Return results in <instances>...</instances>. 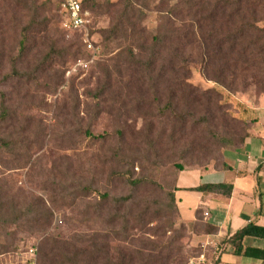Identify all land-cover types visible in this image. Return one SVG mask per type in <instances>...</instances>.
<instances>
[{"label":"rangeland","instance_id":"374dc122","mask_svg":"<svg viewBox=\"0 0 264 264\" xmlns=\"http://www.w3.org/2000/svg\"><path fill=\"white\" fill-rule=\"evenodd\" d=\"M229 1L212 24L179 0H131L110 38L126 0H97L85 30L65 28L52 0L32 1L46 25L31 0H0V264L204 253L202 230L178 219L176 174L220 160L242 129L239 99L264 93V0ZM150 47L152 69L132 66L128 54Z\"/></svg>","mask_w":264,"mask_h":264},{"label":"crops","instance_id":"0c3cea01","mask_svg":"<svg viewBox=\"0 0 264 264\" xmlns=\"http://www.w3.org/2000/svg\"><path fill=\"white\" fill-rule=\"evenodd\" d=\"M239 102L237 114L247 125V136L242 145L222 150L226 167L183 168L174 183L173 200L180 222L206 223L214 228L197 238L213 264H264L237 253L227 242L248 224L264 227V93L242 97ZM204 185L224 186L196 190ZM242 246L264 250V239L245 237Z\"/></svg>","mask_w":264,"mask_h":264},{"label":"trees","instance_id":"16d2710c","mask_svg":"<svg viewBox=\"0 0 264 264\" xmlns=\"http://www.w3.org/2000/svg\"><path fill=\"white\" fill-rule=\"evenodd\" d=\"M33 0H31V4H32V11H33V16H36L38 18H41L39 25H43V24H47L48 19L46 17H44L43 15V8L44 6H35L32 2ZM57 7L60 10L59 4L52 0ZM127 4L124 7L123 11L120 12V16L118 17V22L114 25V28L110 29L108 31V35L110 38H117L119 36L124 35L123 33H125L126 31L122 29V23L123 21L127 22L128 21V15L127 12L129 11V4H131V0H126ZM97 5L98 2L97 0H83L82 2V7L83 9H87L88 11H93L97 9ZM232 5V2H230L229 0H179L178 2V6H176V11L178 12H182L185 16H188L189 13L192 12V9L198 8V9H203V10H207V17H205V19L213 22L212 24H214L217 20L222 19L225 16V10L230 7ZM101 6V5H98ZM21 48L23 49L24 45H25V36L23 37V39L20 42ZM154 45H158V42ZM262 50H264V43L262 46ZM141 53H146L147 55L145 57H143V55ZM128 57L130 59H132L133 63L132 66H139L142 67L144 70H151L153 65H154V61L156 60V55H155V51L153 49V47H150V49H146L143 48L140 53H130L128 54ZM222 85H224V87H226L229 91L234 90L232 84H228L226 82H221ZM5 112V111H4ZM4 112L2 110L1 116L0 118L4 117ZM231 122L234 123H238V125L242 128L239 132L238 131H233L230 132L228 135V138H223L222 140V146H221V153H220V160L218 161H214L213 163V167L214 168H218V167H222L225 168L226 165L225 163L222 161V150L224 148H228V147H233L236 148L240 145H242V143L244 142V139L247 136V125L244 121H242L241 119L237 118H231ZM101 136H94V138H100ZM206 168V167H205ZM183 168H179V170H182ZM141 183V181H131L130 185L132 187H136ZM224 185H204L201 187L196 188V190L198 191H202V190H215V189H221ZM230 187H228L229 189ZM89 191V189H88ZM229 191V190H228ZM103 198H107V194L101 195ZM128 200L126 199H121L120 201H125ZM193 227H198L202 230V232L208 233V232H212L214 230L213 226L206 224V223H199V222H195L192 224ZM245 237H255V238H260V239H264V227H259L253 224H248L245 227H243L242 229H240L239 231H237L233 236H231L227 242H229L231 245H233L234 247H236L237 253L242 254L243 256H248V257H254L257 258L259 260L264 261V250L263 249H257V248H243L242 246V240ZM52 249V248H50ZM47 261L44 260L43 264H54L53 261H51V258L46 259Z\"/></svg>","mask_w":264,"mask_h":264},{"label":"built area","instance_id":"2783aa9c","mask_svg":"<svg viewBox=\"0 0 264 264\" xmlns=\"http://www.w3.org/2000/svg\"><path fill=\"white\" fill-rule=\"evenodd\" d=\"M59 4L60 12L63 16V26L73 30H85L90 23L89 11L83 9V0H54ZM88 47H91L88 44ZM206 215V214H205ZM32 252V250H31ZM189 264H213L208 261L205 254L200 253L195 259H191Z\"/></svg>","mask_w":264,"mask_h":264}]
</instances>
